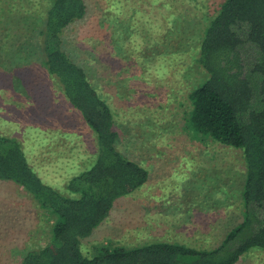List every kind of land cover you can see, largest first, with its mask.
I'll list each match as a JSON object with an SVG mask.
<instances>
[{"label": "rangeland", "instance_id": "1", "mask_svg": "<svg viewBox=\"0 0 264 264\" xmlns=\"http://www.w3.org/2000/svg\"><path fill=\"white\" fill-rule=\"evenodd\" d=\"M87 1L89 13L64 30L63 46L111 104L120 149L150 176L115 201L82 242L84 253L157 241L218 246L243 218V152L193 136L185 118L189 94L205 77L194 62V46L223 0ZM47 5L48 0H0V133L22 140L43 180L61 188L92 165L97 141L42 67L39 49L29 46L37 39L20 19L29 12L39 16ZM111 23L131 24L130 34L120 38ZM182 23L187 33L177 32ZM171 26L172 43L180 35L186 52L164 45ZM52 219L22 187L0 180V264H19L30 248L46 245ZM236 264H264V249L249 250Z\"/></svg>", "mask_w": 264, "mask_h": 264}, {"label": "trees", "instance_id": "2", "mask_svg": "<svg viewBox=\"0 0 264 264\" xmlns=\"http://www.w3.org/2000/svg\"><path fill=\"white\" fill-rule=\"evenodd\" d=\"M89 10L87 0H48L39 16L33 18L27 9L29 15L20 19L37 39L29 45L31 51L39 49L42 67L96 135L97 152L89 168L60 188L44 181L31 165L22 140L0 133V180L22 187L53 217L50 241L30 248L19 264H236L249 250L264 249V0H223L194 46V62L205 77L189 94L185 128L193 136L242 150L246 174L241 222L212 249L157 241L105 245L92 256L84 253L82 242L106 220L115 201L145 185L150 176L120 149L111 104L63 46L64 30ZM180 26V34L189 31ZM131 28L112 25L120 38ZM174 29L163 35L164 45L186 52L180 35L174 34L180 40L172 43ZM255 102L261 106L255 108Z\"/></svg>", "mask_w": 264, "mask_h": 264}]
</instances>
